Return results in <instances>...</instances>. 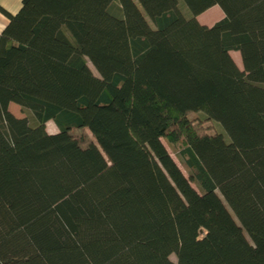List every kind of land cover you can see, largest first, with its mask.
<instances>
[{"label":"trees","instance_id":"obj_1","mask_svg":"<svg viewBox=\"0 0 264 264\" xmlns=\"http://www.w3.org/2000/svg\"><path fill=\"white\" fill-rule=\"evenodd\" d=\"M0 12V264H264V0Z\"/></svg>","mask_w":264,"mask_h":264},{"label":"rangeland","instance_id":"obj_2","mask_svg":"<svg viewBox=\"0 0 264 264\" xmlns=\"http://www.w3.org/2000/svg\"><path fill=\"white\" fill-rule=\"evenodd\" d=\"M223 13L220 10V8L218 6H213L210 9L206 10L205 12H203L201 15H199L197 17V21L204 26L207 27H211L212 25H214L216 22L220 21L223 18ZM232 59L234 60V62L236 63L237 67L242 70V65H241V60H240V55L237 52H231L230 53ZM89 68L92 70V72L96 75L95 71L91 68L90 64H88ZM9 112L15 116L18 119H26L29 124L32 126L34 125V118L33 115L24 109H21L19 106L15 105V104H10L8 107ZM188 119L192 122V123H198V121H200V119H202L201 115L198 113H190L188 115ZM206 129L208 133H215V132H220V128L217 124L210 122V121H206L204 122L203 125ZM46 131L49 134H55L58 132L56 126L53 124V122H48L46 123ZM163 145L165 147V149L167 150V152L169 153L170 157L173 159V161L176 163V165L179 167V169L182 171L183 175L185 177H187V172L185 171L184 167L182 166L181 161L178 158L177 152L176 150L171 147L166 140H163ZM193 188H195L194 185H192Z\"/></svg>","mask_w":264,"mask_h":264},{"label":"crops","instance_id":"obj_3","mask_svg":"<svg viewBox=\"0 0 264 264\" xmlns=\"http://www.w3.org/2000/svg\"><path fill=\"white\" fill-rule=\"evenodd\" d=\"M22 0H0V8L10 15H15L21 8ZM8 24V19L0 12V35Z\"/></svg>","mask_w":264,"mask_h":264}]
</instances>
